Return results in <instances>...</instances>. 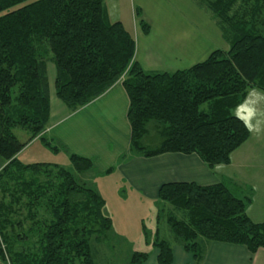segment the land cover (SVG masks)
I'll use <instances>...</instances> for the list:
<instances>
[{"label":"trees","instance_id":"trees-1","mask_svg":"<svg viewBox=\"0 0 264 264\" xmlns=\"http://www.w3.org/2000/svg\"><path fill=\"white\" fill-rule=\"evenodd\" d=\"M207 5L228 49H215L186 69L150 72L135 60L133 34L121 21H110L106 0H0V257L5 264H97L95 245L113 228L105 198L75 175L94 171L93 158L71 154L72 169L23 164L18 158L34 139L60 149L44 135L50 120L49 62L56 68V95L71 111L122 81L130 99L131 144L121 159L182 153L197 154L211 168L231 163L251 136L234 110L249 89L264 91V0ZM139 23L148 34L150 25ZM16 128L30 133L26 142ZM236 186L231 181L160 185L158 199L181 213L165 215L174 243L192 254L194 264H202L212 242L242 245L253 254L264 248V222L248 215L252 189L240 195ZM162 217L159 209L158 223ZM145 241L159 251L160 264L173 262V242L159 230ZM149 257L134 251L130 264Z\"/></svg>","mask_w":264,"mask_h":264},{"label":"crops","instance_id":"crops-1","mask_svg":"<svg viewBox=\"0 0 264 264\" xmlns=\"http://www.w3.org/2000/svg\"><path fill=\"white\" fill-rule=\"evenodd\" d=\"M108 1L106 8L110 21H121L133 34L136 39L135 60L146 71L174 72L186 69L206 60L214 51L208 52L205 40L202 39V30L207 25L204 16L200 17L203 22L198 18L186 20L187 15L182 17L174 11L165 9L162 13L158 6L155 7L156 0L152 9L148 6L149 0H128L133 15L131 13V21L126 25L124 19L112 16L113 6L109 7ZM137 10L141 12V17L136 15ZM169 18L182 19L183 24L177 26L169 22ZM140 19L150 25L148 34L140 27ZM153 29L165 32V37H168L154 41L151 38ZM217 35L221 42L220 48L227 49L229 46L221 30ZM164 42L166 45L163 46ZM49 64L50 120L44 135L64 151L66 158L70 160L69 156L73 153L93 158L94 171L105 173L114 168L111 173L120 172L131 187L154 199L158 196L160 185L166 182L212 185L231 181L239 184L234 188L240 195L246 193L244 189H252L253 199L248 206V215L256 222H264V156L261 157V152L264 153V132L256 135L252 132L248 141L232 154L229 165H218L223 168L209 167L197 154L166 153L152 158L133 156L121 159L129 152L131 144V126L127 116L130 99L122 81L88 105L71 111L56 95V68L52 62ZM262 95L257 94L258 100H263ZM254 108L248 104L239 114H235L245 120ZM146 245L153 249L143 264H160L159 251L152 244ZM173 249L174 260L171 264H194V257L182 245L175 242ZM202 264H264V248L253 254L242 245L212 242L207 247Z\"/></svg>","mask_w":264,"mask_h":264},{"label":"rangeland","instance_id":"rangeland-1","mask_svg":"<svg viewBox=\"0 0 264 264\" xmlns=\"http://www.w3.org/2000/svg\"><path fill=\"white\" fill-rule=\"evenodd\" d=\"M156 1V5L154 0L148 1L150 9L155 5V7L158 6V10L162 11V13L167 9L171 12L174 11L176 14H181L182 17L187 15L186 20H195L197 18L200 20V17L204 16L207 25L201 34L202 39L205 40L207 51L210 52L221 47V42L217 35L220 27L217 24L214 13L207 9V1L209 0ZM108 3L109 7L113 6V10H111L113 11L112 16L124 19L126 25H129L133 13L128 5V0H109ZM118 14L120 15L118 16ZM169 22H174L177 26L183 24L182 19L176 18H169ZM200 22H203L202 18ZM128 27L130 28V26ZM167 37L168 35L165 37V32L158 29H153L151 33V38L154 41H160ZM162 45L164 46L166 43L164 42ZM49 65L52 66L51 63ZM257 94H264V91L257 88L249 89L246 103H243L238 110H234V114H239V111L248 104L255 107L254 111L245 117L251 128V133L253 132L255 135L264 132V95H262L263 100H258ZM14 132L21 142H26L29 139L30 133L25 129L16 128ZM263 156L264 153L261 152V157ZM18 158L23 164L44 162L57 164L65 169H72V164L68 157L66 158L62 149L55 151L39 139L32 141L29 146H26L18 154ZM3 164L4 160L0 157V167ZM217 167L223 168L221 166ZM75 175L79 182L94 187L101 195H104L103 197L107 200L104 213L113 221V228L107 240L95 245L97 249V252H95L97 264H130L134 251H147L149 253L153 249L152 247H147L145 239L146 237L149 239L155 238L157 230H159L161 238L174 243L175 237L166 222L165 215L169 211H174L177 215H181V213L175 210L171 204L162 202L158 197L156 199L146 197L143 192L131 187L120 172L104 174L90 171L81 174L75 172ZM244 191L248 192L249 190L244 189ZM159 209L162 210L163 214L160 223L157 220ZM0 264H5L1 257Z\"/></svg>","mask_w":264,"mask_h":264}]
</instances>
